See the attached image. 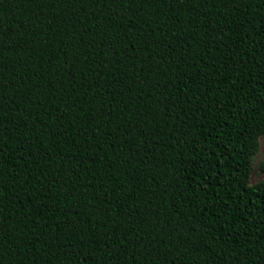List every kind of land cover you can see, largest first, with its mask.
<instances>
[{
	"label": "trees",
	"instance_id": "16d2710c",
	"mask_svg": "<svg viewBox=\"0 0 264 264\" xmlns=\"http://www.w3.org/2000/svg\"><path fill=\"white\" fill-rule=\"evenodd\" d=\"M260 136L264 0H0V264H264Z\"/></svg>",
	"mask_w": 264,
	"mask_h": 264
},
{
	"label": "rangeland",
	"instance_id": "374dc122",
	"mask_svg": "<svg viewBox=\"0 0 264 264\" xmlns=\"http://www.w3.org/2000/svg\"><path fill=\"white\" fill-rule=\"evenodd\" d=\"M261 163H264V136H260L256 142V147L252 156L251 172L247 180L249 186L264 182V173L259 170V165Z\"/></svg>",
	"mask_w": 264,
	"mask_h": 264
}]
</instances>
